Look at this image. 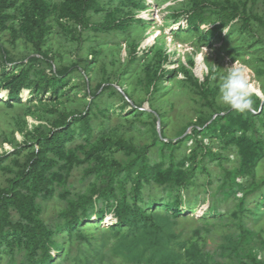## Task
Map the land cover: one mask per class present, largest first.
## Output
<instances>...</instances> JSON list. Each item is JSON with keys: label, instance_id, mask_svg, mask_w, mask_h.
Masks as SVG:
<instances>
[{"label": "rangeland", "instance_id": "1", "mask_svg": "<svg viewBox=\"0 0 264 264\" xmlns=\"http://www.w3.org/2000/svg\"><path fill=\"white\" fill-rule=\"evenodd\" d=\"M46 1L54 6L61 0ZM190 2L140 0L139 4L144 8L133 10L125 8L124 3L106 0L104 11L93 16V23L104 22L116 10L115 6L123 11L116 15L118 18L128 12L146 13L142 16L143 24H129L120 32L83 30L81 25L59 18L55 12L50 22V41L37 51L25 41L22 32L15 39L12 28L22 20L20 12L29 4L28 0H8L5 10L15 18L7 28L0 29V44L14 61L9 64L7 75L20 73L27 65L24 62L31 61L34 66L32 80L37 79L42 84H30L20 101L14 100L10 104L5 99L0 101V155H7L0 163L1 185L9 186L19 171V163L26 161L25 154L37 151L61 114L79 116L90 111L96 114L91 123L93 134L78 135L70 144L75 149L82 146L76 151L83 159L85 151L104 139L123 140L135 150V153L114 148L104 150L87 164L75 168L66 188L57 187L52 197L39 199L42 216L49 226L64 225L61 228L66 230L63 216L69 203L89 196L94 190L106 188L116 167L113 163L123 167L114 179L115 193L120 197L119 182L124 181L130 194L127 202L132 203L135 173L131 179H128L130 174L128 178L127 175L131 170L135 171L133 167L130 170V166L141 154H145L152 165L159 160L169 164L171 153L163 149L164 143L172 141L176 146H182L175 152L178 159L188 158L194 149L190 133L200 130L204 135L207 126L204 123H210L218 116L222 119L217 127L228 126L227 117L237 112L217 102V84L219 77L226 74L235 61L246 66L252 80L264 89V0H259L252 12L260 20L252 19L247 26L237 20L216 36L205 33L218 18L214 13L207 15L198 32L180 33V24L174 20L173 12L186 4L189 6ZM45 52H50V57H45ZM141 52L145 54L141 55ZM171 52L175 54L172 77L165 79L162 88L155 91L147 81L148 71L150 67L156 70L163 55ZM135 53L137 57H134ZM35 58L39 60H33ZM40 71H44L45 76L61 72L66 76L67 84L44 91L45 81L39 77ZM192 76L193 80L190 79ZM204 78L209 79V85L201 89L196 83ZM254 100V110L242 115L247 123L251 121L258 137L264 141V100ZM124 104H128L126 109L121 107ZM96 106L107 110V114L98 113ZM239 131L243 132L242 129ZM251 134L248 130V137ZM204 143L209 144L207 147L215 154L225 151L226 157L235 147L226 144L225 138L217 140L215 136L204 139ZM162 152L164 157H161ZM197 161L201 163L196 173L197 179L201 178L199 185L192 187V194L184 198L185 215L189 219L181 217L177 224L172 210L166 211L167 207L163 206L175 193L164 190H155L152 194L163 198L159 199L160 206L145 209L157 212L152 213L155 228L147 227L138 233H121L120 227L109 224L110 217L95 221L96 210H93L89 214L93 218L83 225V231L75 232L78 239L70 240V236L63 235L66 231L59 232L64 238L61 239L63 247L56 254L54 264H251L247 255L251 256L253 250L264 264V207L257 208L251 216L252 230L243 242L242 235L237 232L247 215L240 213L231 203L232 195H225L223 187L221 189L227 180L226 172H234L236 165L229 164V158L217 159L210 155ZM186 163L195 168L192 160L187 159ZM100 165H104L103 171L86 176ZM259 169L254 175V184L248 188L253 198L248 206L252 208L261 195L256 187L260 185L264 189V160ZM201 190L206 196L209 192L205 199L200 197ZM146 194L148 196L150 192ZM217 202H221L222 207L214 212L211 206L217 207ZM138 204L144 206L145 203ZM135 239L140 240L136 243ZM13 240L11 235L2 237L6 250L0 255V264H12L14 247L10 244ZM244 247L248 248V254H243Z\"/></svg>", "mask_w": 264, "mask_h": 264}, {"label": "trees", "instance_id": "2", "mask_svg": "<svg viewBox=\"0 0 264 264\" xmlns=\"http://www.w3.org/2000/svg\"><path fill=\"white\" fill-rule=\"evenodd\" d=\"M104 1L106 0H61L53 6L46 0H28L29 4H26L23 11L20 12L22 20L16 27H12L14 38L17 39L20 32H22L25 41L31 44L35 50L41 51L42 47L50 41L49 37L52 30L50 22L55 12L59 18L69 19L81 25L83 30L120 32L127 29L129 24L139 25L144 23L145 19L142 17L146 14L144 12L140 15L135 12H128L122 18L116 17L118 13H123L122 9L117 6H115V13L111 12V15L104 22L93 23V16L104 11ZM109 1L121 5L124 3L125 8L133 10L144 8V6H140V0ZM258 1L250 0L242 3L233 0H191L189 6L186 4L181 9L174 11L173 16L177 24H180V33L184 34L192 31L198 32L202 23L207 20V15L214 13L218 18L210 27L206 28L205 33L209 36H216L221 35L223 28L237 20L244 22L245 26L252 19L260 20L252 13ZM7 4L8 0L1 1L0 29L7 28V24L15 18L6 12ZM8 54V51L0 44V101L5 99V102L10 104L14 100L20 101L30 84L40 85L42 83H39L37 79L32 80L34 66L31 61L24 62L27 65H24L20 73L7 75L9 64L14 63L8 57ZM140 54L145 53L141 52ZM45 57H50V52H45ZM134 57H137V53ZM134 57L132 61H134ZM33 60L39 59L35 58ZM174 60L175 54L173 52L165 53L160 59L159 67L156 70H152V67H150L147 81L153 90H160L162 82L165 79H171L172 76L170 75L174 72L172 69ZM40 72L42 73L39 77L45 81L44 91L50 88L63 87L67 84L66 76L62 75L61 72L55 73L54 76H45L44 71ZM187 75L190 77L189 74ZM190 79L193 80L194 77L192 76ZM196 84L199 88L205 89L209 85V79H200ZM127 105L124 104L121 107L126 109ZM96 107L101 115L107 114V110ZM95 116L96 114L93 111L79 116L61 114L59 120L52 125L51 132L44 137L37 151L25 154L26 161L23 164L19 163V171L11 180L9 186H2L0 183V255L6 250L2 237L11 235L14 238L10 244L11 247H14L11 250L14 252L12 264H54L56 254H59L63 247L61 239L64 238L59 235V232L66 231L63 235L65 237L66 235L70 236V240L78 239L75 232L83 231V225L93 218L92 215H89L93 210H96L95 221H102L106 217H110L109 224L112 223L111 226L114 228L120 227L123 234L138 233L147 227L155 228L153 214L157 212H147L145 210L151 209L152 205L160 206L161 200L159 199L163 198H159L158 195L153 197L152 194L155 193V190L157 192L164 190L175 193L173 198L164 199L165 204L163 206L167 207L166 211L169 208L172 210V213H174L173 218L176 219L177 224L178 221L182 220L181 217H184L185 220L189 219L185 215L184 198L192 194V187L199 185L198 181L201 178L197 179L196 173L201 163L197 159L200 158L203 161L208 155L217 159L227 160L229 158V164L236 165L234 172L233 170L226 172L227 180L221 185V189L223 187L225 195H232V205L237 206L240 213L247 215L237 232V234L242 235L241 240L246 241L252 230L250 228L251 216L257 208L264 207V189L260 185L256 187L257 191H261L260 200L253 205V208L248 206L253 200L251 191H248V188L254 184V175H257L261 160H264V141L258 137L256 127L251 121L247 123L240 113L229 114L227 117L230 121L228 126L224 125L219 129L217 124L222 117L218 116L212 122L204 123L207 125L203 130L204 135L200 134V130L190 133L189 136H192L190 140L193 141L194 149L188 158L178 159L175 152L181 149L182 146H176L172 141L164 143L163 149L164 151L169 150L171 153L169 164L159 160L155 165H152L145 154H141L130 166V170L133 167L135 171L131 170L132 172L127 175L128 178L130 174L128 179H131L132 174L135 173L134 200L132 203L127 202L130 194L124 181L119 182L120 197L115 193L114 179L123 170V167L118 163H113L116 167L110 175L106 188L94 190L89 196L80 197L77 201L69 203L63 216L66 219V230L61 228L64 225L49 226L42 216L43 209L38 200L52 197L57 187L66 188L75 168L87 164L97 154L106 149L114 148L118 151L126 150L135 153L134 148L123 140L104 139L96 146L85 151V158H81L76 150L82 149V146L75 149V147H70V144L75 141L78 135L91 136L93 134L91 123ZM259 122L262 123L261 120ZM239 129H242L243 132H240ZM248 130L252 131L251 137L247 135ZM206 133L209 136H206ZM214 136L217 140L225 138L226 144L235 146L231 148V154L228 153L227 157L223 154L225 151L215 154L212 149L207 147L209 144L205 145L204 139L209 140ZM163 154L162 152L161 157H164ZM4 158L7 159V155L4 157L0 155V163ZM187 159L193 161L195 168L187 166ZM103 169L104 165L96 166L93 171L86 173V176L94 171H103ZM204 169L206 170V168ZM198 190L195 188V192L199 193ZM149 192L150 194L147 196L146 193ZM207 193L208 196L209 192ZM239 195L241 197H238ZM207 196L201 190L200 197L205 199ZM139 202L145 203L144 206H140ZM215 205L217 207L211 206L214 212L219 211L222 207L221 202H217ZM139 240L135 239L134 241L138 243ZM251 245L254 246V243ZM242 252L248 254V248L244 247ZM255 253L256 251L253 250L251 256L247 255V259L251 264H263ZM106 254L108 256L109 251ZM205 264L208 263L205 262Z\"/></svg>", "mask_w": 264, "mask_h": 264}, {"label": "clouds", "instance_id": "3", "mask_svg": "<svg viewBox=\"0 0 264 264\" xmlns=\"http://www.w3.org/2000/svg\"><path fill=\"white\" fill-rule=\"evenodd\" d=\"M217 87V102L240 114L254 110V98L264 100V89L252 80L250 70L236 61L219 77Z\"/></svg>", "mask_w": 264, "mask_h": 264}]
</instances>
